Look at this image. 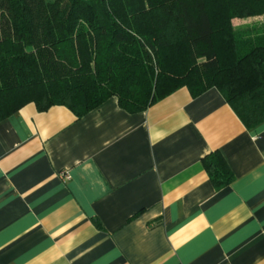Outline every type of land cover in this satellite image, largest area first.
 <instances>
[{
	"label": "crops",
	"instance_id": "1",
	"mask_svg": "<svg viewBox=\"0 0 264 264\" xmlns=\"http://www.w3.org/2000/svg\"><path fill=\"white\" fill-rule=\"evenodd\" d=\"M0 264H264V122L215 87L137 113L23 106L0 121Z\"/></svg>",
	"mask_w": 264,
	"mask_h": 264
},
{
	"label": "trees",
	"instance_id": "2",
	"mask_svg": "<svg viewBox=\"0 0 264 264\" xmlns=\"http://www.w3.org/2000/svg\"><path fill=\"white\" fill-rule=\"evenodd\" d=\"M264 0H0V121L34 103L129 113L215 87L249 129L264 122ZM220 190L223 154L202 160Z\"/></svg>",
	"mask_w": 264,
	"mask_h": 264
},
{
	"label": "rangeland",
	"instance_id": "3",
	"mask_svg": "<svg viewBox=\"0 0 264 264\" xmlns=\"http://www.w3.org/2000/svg\"><path fill=\"white\" fill-rule=\"evenodd\" d=\"M260 22V21H264V17H256V18H254V19H249V20H245V21H243V20H235V24L236 25H239V24H242V23H245V24H252V23H254V22Z\"/></svg>",
	"mask_w": 264,
	"mask_h": 264
},
{
	"label": "built area",
	"instance_id": "4",
	"mask_svg": "<svg viewBox=\"0 0 264 264\" xmlns=\"http://www.w3.org/2000/svg\"><path fill=\"white\" fill-rule=\"evenodd\" d=\"M65 178H66V179H69V178H70V175H69V174H68V175H66V176H65Z\"/></svg>",
	"mask_w": 264,
	"mask_h": 264
}]
</instances>
